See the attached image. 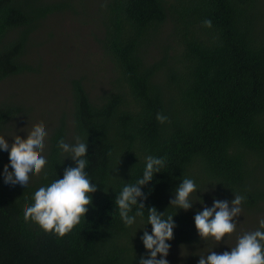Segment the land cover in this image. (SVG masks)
<instances>
[{
  "label": "trees",
  "instance_id": "trees-1",
  "mask_svg": "<svg viewBox=\"0 0 264 264\" xmlns=\"http://www.w3.org/2000/svg\"><path fill=\"white\" fill-rule=\"evenodd\" d=\"M83 1L0 0V82L39 73L29 58L34 35L68 11L94 15L102 58L111 65L98 94L85 77L69 80L45 169L26 187L4 182V166L12 169L0 150V264H139L150 255L141 237L152 232L151 207L173 216L167 243L195 251L213 245L199 236L194 217L214 199L230 203L241 195L242 211L264 219V0H101L93 13ZM33 111L0 102V136ZM77 136L87 143L85 171L98 190L85 219L59 237L23 213L35 191L75 166L58 143L74 144ZM148 156L164 158L165 166L142 188L143 216L126 226L115 199L142 178ZM184 178L197 185L187 211L170 205Z\"/></svg>",
  "mask_w": 264,
  "mask_h": 264
},
{
  "label": "clouds",
  "instance_id": "clouds-1",
  "mask_svg": "<svg viewBox=\"0 0 264 264\" xmlns=\"http://www.w3.org/2000/svg\"><path fill=\"white\" fill-rule=\"evenodd\" d=\"M207 28L212 27L211 20H204ZM156 119L164 123L167 117L161 113ZM21 131H24L21 129ZM48 133L43 123L36 124L31 131L27 132V138L22 139L19 135L13 136L14 142L11 147L4 136H0V150L8 151L9 166H4V182L6 184H20L26 187L30 175H40L47 164L46 158L42 155L45 150V139ZM74 144L66 143L61 139L58 147L62 153L67 154L75 162L74 167L64 170L63 178H58L48 186H42L34 193V203L24 209L25 221L31 220L48 233H54L59 237L69 234L81 219L86 217L89 206L92 205V194L97 190L85 171L88 160L87 143L82 142L77 136ZM165 166L164 158L148 156L142 178L135 183L126 184L119 195L116 196L115 205L119 215L126 226L135 223L136 217L143 216L144 204L138 203L146 199L142 188L149 184L156 173H160ZM46 175V173H45ZM197 193L196 183L189 178L182 179L175 190V198L170 205L187 211L192 208L191 195ZM244 197L235 195L230 202L214 199L212 207L205 206L203 211H198L194 217L195 228L199 236L207 240L209 237L219 243L226 236L236 231L237 223L234 218L240 216L241 204ZM136 207L134 214L133 207ZM148 224L152 232H143L141 240L145 249L149 252L147 258H141L139 264H168L167 257L170 245L167 241L173 239L175 223L173 216L164 218L155 207L148 209ZM158 254L160 259H157ZM199 264H264V219L259 222V229L253 232L244 233L238 238L235 247L231 251L217 254L212 251L207 256H201Z\"/></svg>",
  "mask_w": 264,
  "mask_h": 264
},
{
  "label": "rangeland",
  "instance_id": "rangeland-1",
  "mask_svg": "<svg viewBox=\"0 0 264 264\" xmlns=\"http://www.w3.org/2000/svg\"><path fill=\"white\" fill-rule=\"evenodd\" d=\"M85 1L90 12L93 13L101 0H84L83 2ZM92 18L94 15L84 17L70 11L51 16L45 21L43 29L34 35V52L29 57L38 62L39 73L0 82V102H14L32 107L34 110L29 118H21L14 129L4 133L3 136L10 147L14 142L13 136L19 135L22 139H26L27 132L31 131L36 124H49L45 126L49 134L54 119L59 117L61 110L67 106L70 99V79L85 77L87 84L91 83L94 88L92 91H96V94L103 85L109 84L111 65L102 58L97 43L99 33L96 25L98 23ZM47 138L48 135L45 139L46 147ZM46 147L42 153L43 156ZM244 212L241 211L240 216L234 218V222L237 223L236 231L219 243L214 238L210 239V243L213 244L210 249L207 245L200 251L192 250L191 247L184 245H170L169 253L165 257L168 264H183L194 255L206 256L208 251L222 254L225 252L222 248L231 251L240 236L258 230L259 222L263 217L252 212L248 214ZM234 234L236 237L233 240ZM198 253L201 255L199 256ZM160 258L158 254L157 259Z\"/></svg>",
  "mask_w": 264,
  "mask_h": 264
}]
</instances>
